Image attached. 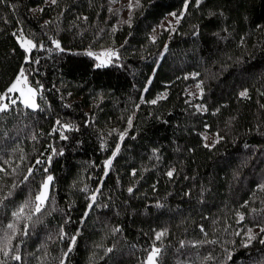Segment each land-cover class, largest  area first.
<instances>
[{
	"label": "trees",
	"instance_id": "obj_1",
	"mask_svg": "<svg viewBox=\"0 0 264 264\" xmlns=\"http://www.w3.org/2000/svg\"><path fill=\"white\" fill-rule=\"evenodd\" d=\"M21 70L39 107L0 112V260L60 264L75 236L64 264H264V0H0V96Z\"/></svg>",
	"mask_w": 264,
	"mask_h": 264
},
{
	"label": "snow or ice",
	"instance_id": "obj_2",
	"mask_svg": "<svg viewBox=\"0 0 264 264\" xmlns=\"http://www.w3.org/2000/svg\"><path fill=\"white\" fill-rule=\"evenodd\" d=\"M51 2L53 4H55L57 2V0H51ZM202 0H196V3L197 5H199V3H201ZM131 7V5H130ZM187 8V3H185V9ZM42 11V9H41ZM171 15L173 17H175L176 19V22L179 23V20L181 19V16H177L176 13H171ZM86 19V18H85ZM174 30V29H173ZM153 39H155L153 37ZM55 45L57 48H60V44L58 41H54ZM22 47H24L27 51H31L33 48H36L37 47V44H35L32 40H24L21 44ZM40 47H43V45H39ZM88 55H93V53L89 52ZM105 55H107L109 57V61H106V62H110V59L112 56H116L117 53L115 52H108V53H105ZM100 57H97V59H99ZM100 66V65H98ZM23 70H21L20 72V75L16 78V81L7 89V92L3 94V96H0V99H7L8 98V93H12V92H16V91H20V94L23 95V91L20 90L18 88V85L20 84V77L23 76ZM29 92H30V96L29 97H26L24 99V104L26 106H29V107H32V108H37L39 107L36 103H35V95H36V90L35 89H29ZM240 95L242 97H246L248 95V92L247 90H244L240 93ZM12 104H15L16 101L15 100H12L11 101ZM150 103L152 104H155L157 103L156 100H152L150 101ZM9 109V104L7 103H0V112H5ZM57 123H59V121H57ZM129 124L131 125V120H129ZM64 128H69L70 125L69 124H64L63 125ZM124 135H126V133H123L121 134V139H123ZM64 139H66L67 137H62ZM119 152V145H117L116 147V150L115 152H113V157H115L116 153ZM37 163H40V161H37ZM106 164L107 165H111L112 164V160L109 159L108 161H106ZM0 171H3V169H0ZM29 174H31V169H29ZM167 175L169 177H171L173 175V172L172 171H169L167 173ZM25 179H27V177H25ZM53 177L51 175H49L47 177V180L44 182L43 184V190L36 196L35 198V207L33 209L34 213H39L42 211L43 209V206L45 205L46 201H47V194H48V188H49V183L52 181ZM262 188H264V185H261ZM129 192L132 191L131 188L128 189ZM11 193H9L10 195ZM7 198V197H5ZM92 200L94 201L95 200V196L92 197ZM24 212V208L21 207L20 210L18 212H15L13 213V215L17 218H20L21 217V214ZM244 217L241 216L240 219H243ZM28 219L30 220L31 219V216H28ZM8 228L9 229H13V234L11 236H8L6 235L5 237L3 238H0V240H2V242H0V253H3L4 257H8L10 255V253L13 252V248L10 246L11 245V241L15 238V228H16V225L15 224H9L8 225ZM119 229H116V231H118ZM260 233H264V227H261L260 228ZM166 232H158L156 233V239L159 240L163 235H165ZM23 235H27V231L25 230ZM63 235H66V234H63L62 233V238H63ZM257 236H259V233L257 234H253L252 233V230L249 229L248 230V241L247 243L244 245L245 247L248 246V244H250L252 242V240L256 239ZM75 241H76V237L73 236L70 238V246L68 248V252H71L72 251V246H74L75 244ZM261 244H264V237L260 238V241H259ZM108 252H111L112 249H108L107 250ZM160 249L157 248V247H153L151 252L149 253L148 255V258H147V264H157V258L159 257V254H160ZM68 252H66L64 254V257L61 258L60 260V264H64V260L65 258L67 257L68 255ZM13 260H16V261H19L21 259V257L17 254V255H12L11 257ZM0 264H6V261H3V260H0Z\"/></svg>",
	"mask_w": 264,
	"mask_h": 264
},
{
	"label": "rangeland",
	"instance_id": "obj_3",
	"mask_svg": "<svg viewBox=\"0 0 264 264\" xmlns=\"http://www.w3.org/2000/svg\"><path fill=\"white\" fill-rule=\"evenodd\" d=\"M176 19L175 17H169L165 22H164V26L165 27H169V28H174L175 27V24H176ZM26 40L25 38H20V43L22 44V42ZM29 52V51H27ZM108 52H115L114 50L112 49H106V50H98V51H91V53H93V57L96 59L97 63H100L102 65H107L111 62V60L115 57V56H112L111 59H110V62H106V61H109V57L107 55H105V53H108ZM97 57H100L99 59H97ZM23 76L20 77V84L18 85V88L20 90L23 91V95L20 94V91H16V92H12V93H8V98L7 99H2V101H0V103H7L11 104V101L12 100H15V101H19L20 103H22L24 106H26L24 104V99L26 97H29L31 94L29 92V89H34L33 87H31L29 81H28V76L26 74L25 71H23ZM20 75V73L18 74V76ZM17 76V77H18ZM16 77V78H17ZM16 81V79L12 82V84ZM11 84V85H12ZM10 85V86H11ZM192 93L193 94H197V88L196 87H193L192 88ZM35 103L38 105V102H37V95H35ZM28 108H31V109H36V108H32V107H29V106H26ZM204 134V140L208 143H210V141L212 140V138L210 137L211 135L208 134V136ZM47 177H45L42 185L40 186V190L38 192V194L43 190V184L44 182L47 180ZM49 190V188H48ZM37 194V195H38ZM48 195V194H47ZM146 263H147V260H146Z\"/></svg>",
	"mask_w": 264,
	"mask_h": 264
}]
</instances>
